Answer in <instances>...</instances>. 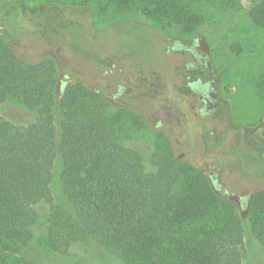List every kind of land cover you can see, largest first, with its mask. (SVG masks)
Returning a JSON list of instances; mask_svg holds the SVG:
<instances>
[{"label":"trees","instance_id":"1","mask_svg":"<svg viewBox=\"0 0 264 264\" xmlns=\"http://www.w3.org/2000/svg\"><path fill=\"white\" fill-rule=\"evenodd\" d=\"M0 3L5 8L2 13L8 14L4 17L7 26L0 28V108L17 100L36 111L34 121L26 126L13 125L0 113V264H40L28 255L31 229L38 221L35 207L40 204L48 206L41 244L53 253L65 254L87 236L113 246L124 264H248L243 261V220L210 185L200 183L201 190L192 182L183 193L200 194L202 199L174 205L172 181L180 176V164L192 168L191 161L177 162L168 142L163 153L155 156V172H145L137 151L109 142V129L94 111L105 105L97 90L80 76L63 82L52 55L24 61L13 49L24 31L43 40L47 33L56 32L75 53L106 65L112 60L102 54L103 49L84 46L85 29L92 41L98 35L96 25L102 22L105 30L140 43L126 55L133 61L131 68L138 69V51L146 53L143 49L151 43L158 44L151 50L159 57L187 49L172 31L177 24L193 33L200 14L195 11L186 17L189 9L184 10L180 0ZM247 14L264 30V0L249 7ZM187 50L195 56L192 46ZM207 62L204 67L212 85L215 79ZM124 112L120 108L111 118L118 122ZM59 113L64 114L61 125ZM142 120L139 117L136 126ZM56 162L61 164L62 203L54 202L51 189ZM205 205L231 215L210 232H189L192 225L187 224ZM248 211L255 216L252 237L264 248V189L252 195Z\"/></svg>","mask_w":264,"mask_h":264},{"label":"rangeland","instance_id":"2","mask_svg":"<svg viewBox=\"0 0 264 264\" xmlns=\"http://www.w3.org/2000/svg\"><path fill=\"white\" fill-rule=\"evenodd\" d=\"M257 1L180 0L181 7L189 9L186 17L195 11L200 16L193 33L188 34L177 24L172 32L187 49L193 47L195 57L201 62L195 61L187 49H176L167 57H159L151 50L158 48V44L151 43L143 49L146 53L138 51V69L131 68L133 61L126 55L140 43L133 37L105 30L102 22L96 25L98 35L92 41L89 40L91 32L85 29L84 46L96 51L103 49L102 54L112 60L106 65L75 53L56 32L47 33L43 40L33 32L24 31L13 48L24 61L52 55L63 82L80 76L87 86L97 90L105 105L96 106L94 111L109 129V142L137 151L145 172H155V156L163 153L168 142L177 162L191 161L192 168L178 165L180 176L172 181L174 205L184 206L202 199L200 194L183 193L194 185L192 182L201 190L202 185H210L222 201L236 208V214L243 220V261L248 264H264V248L255 243L251 234L255 216L248 211L250 199L244 201L264 189L263 168L252 165L259 149V144L255 145L259 127L260 134L264 135V30L256 27L247 14ZM25 2L33 4V0ZM0 6V28L3 29L7 26L4 17L8 14L2 13L5 8L1 3ZM207 60L215 79L214 89L225 109L220 108L211 118L207 115L209 118L203 121L193 113L206 115L191 83L207 75L204 67ZM173 75L180 78L171 84ZM187 76L190 78L186 79ZM120 108L125 112L116 122L111 117ZM35 112L17 100H10L0 108L2 118L16 126L32 123ZM139 117L144 120L140 127L136 126ZM57 118L63 124L64 114H57ZM60 176L61 164L56 162L51 186L55 203H62L65 198ZM35 209L38 221L31 229L29 258L40 264H124L113 246L87 236L65 254L46 250L41 242L47 228L48 206L40 204ZM202 209L203 215L187 224L192 225L188 231L197 235L219 227L231 215L209 205Z\"/></svg>","mask_w":264,"mask_h":264},{"label":"flooded vegetation","instance_id":"3","mask_svg":"<svg viewBox=\"0 0 264 264\" xmlns=\"http://www.w3.org/2000/svg\"><path fill=\"white\" fill-rule=\"evenodd\" d=\"M176 51H178V49ZM181 51H183V50H180L179 52H181ZM191 57H193L195 61L201 62L200 58H196L194 55H191ZM206 65L210 66V64L208 62ZM199 73L201 74L202 70H200ZM207 74H208V71H207ZM179 78H180V76L173 75V79H172L171 84L176 83V81H178ZM189 78H190V76L186 77V79H189ZM208 79H210V77H207V75H206L204 77V79L199 77L197 80H195L191 83L192 84L191 87L193 88V90L195 92L194 96L195 97L197 96V102L203 104V107L205 108L203 110V112H205L206 115L204 116V114H199L198 112H194V111H193V113L197 116L196 118L198 120H203V121H205V119H207L209 117L211 118L212 114L217 113L220 108L225 109V105L221 104L222 102L219 98V95H218V93H216V91L214 89L215 80L212 82V85H211V83H208ZM181 99H184V97H182ZM207 115H209V117ZM257 130H260L262 132L261 127H259ZM245 136L247 137V135H245ZM257 138L258 139H257V141H255V145L258 146V144H259V149L256 150L257 156H256L255 160L252 161V165L253 166L258 165V167L263 168V173H264V135L260 134V136H258ZM212 179L215 180L214 177H212Z\"/></svg>","mask_w":264,"mask_h":264}]
</instances>
